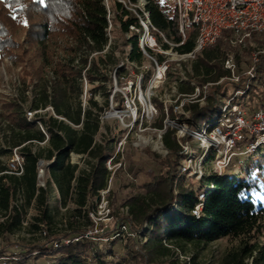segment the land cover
<instances>
[{
    "label": "trees",
    "instance_id": "trees-1",
    "mask_svg": "<svg viewBox=\"0 0 264 264\" xmlns=\"http://www.w3.org/2000/svg\"><path fill=\"white\" fill-rule=\"evenodd\" d=\"M126 1L109 0L112 21L123 36V45L129 46L127 52L121 51L123 56L117 54L118 45L108 34L104 0H0V64L7 56L21 66V83L25 91L33 93L29 109L53 108L37 112L31 121L24 108L28 95L5 103L3 114L9 120L10 133L6 134L7 145L0 148V237L7 243L0 246V258L12 256L7 248L16 246L20 251L14 264H111L106 257L114 251L99 249L87 234L96 226L91 217V212L97 211L92 198L101 200V191L109 186L112 171L108 160L114 152L113 138L103 135L98 139L110 92L105 105L96 99V93L106 89L107 81H113L112 68L120 81L128 79L125 65L119 66L125 57L136 65L150 60L141 46L143 27L139 17L129 8V2L136 4L139 0ZM147 10L153 24L169 40L180 42L173 2L147 0ZM233 34V29H225L215 44L190 62L186 78H176L178 92L186 98L181 122L189 128L212 112L222 97L230 95V88L246 89L244 94L254 107L263 103L264 31L253 32L245 46L234 45ZM164 46L169 48L170 44L164 42ZM193 46L194 35L175 49L188 52ZM146 50L158 63L165 60L163 53H155L150 47ZM230 51L239 53L240 66L241 53L251 56L259 51L253 79L243 74L239 82L225 79L218 83L229 74L223 63ZM84 78L92 85L87 104L81 98ZM205 85L206 95L202 91L193 96L197 86ZM203 96L205 101L201 102ZM152 102L159 112L152 126L163 130L167 152L157 156L160 168L151 181L144 183L145 191L127 197L123 211L117 215L112 235L121 233L125 225L130 236L141 232L146 236L143 244L134 236V245H129L127 256L118 264H196L181 259L177 251L186 244L226 237L239 243L217 264H264V150H254L239 171L212 172L199 185H188L186 175L181 173L182 156L193 136H180L179 127L167 123V119H176L174 106L157 97ZM248 141L246 137L243 144ZM15 147L25 157L21 175L7 172L8 161L2 158H10ZM73 154L82 155L86 167L73 162ZM40 160L46 163L44 185L39 176ZM197 205L202 206L200 216L194 213ZM22 230L44 234L47 242L27 249L9 241V236ZM36 250L39 252L34 254ZM43 253L51 256L47 263L39 262Z\"/></svg>",
    "mask_w": 264,
    "mask_h": 264
},
{
    "label": "rangeland",
    "instance_id": "rangeland-1",
    "mask_svg": "<svg viewBox=\"0 0 264 264\" xmlns=\"http://www.w3.org/2000/svg\"><path fill=\"white\" fill-rule=\"evenodd\" d=\"M170 1L172 2V0ZM21 35L24 37L23 34ZM111 39L118 45L117 54L124 56V53L121 51L127 52L129 46L123 45V36L118 32L114 22L111 28ZM253 45L258 46L256 42H253ZM153 50L155 53L159 52L157 47ZM149 55L151 54H147L150 60H147L143 65L131 63L125 57L120 61L119 66L125 65L128 71V79L124 78L120 81L115 75L116 69L112 68L111 75L113 81H107L106 89H101L96 93V99L101 105H105L107 92H110L109 106L106 107V111L102 115V135L100 134L98 139H101L103 135L113 138L112 145L114 152L113 156L108 160V167L111 169L112 174L109 186L106 188L108 191L105 193L109 211L106 208L100 207L101 200H99L98 196L92 198V207L97 211L94 214L95 217H92V215L91 217L96 222V226L87 234L99 249H103L105 252L110 249L114 251V254L108 253L106 257L107 260L111 261V264H118L127 256L128 247L129 245H134L135 240L133 239L136 236V234L130 236L127 230L121 234L112 235L110 233L117 221V215L123 211V203L127 197L136 192L145 191L143 187L144 183L151 181L160 168L157 156L163 157L167 152L162 139L163 130H158L152 126L159 116V112L155 108L152 99L157 97L167 105L174 106L176 119H167V123L178 126L180 136L188 133L186 131L187 125L181 122L185 111L181 108L175 110V105L179 104L183 99L178 92L176 78H186L185 71L191 68L190 62L178 63L177 60H171L170 63L175 62L171 72L167 70L166 74L159 75L156 62ZM167 56L171 57V55ZM241 59L243 70H246L254 63L252 55L249 56L241 53ZM20 75L21 66L15 64L6 56L0 64V148L7 145L8 139L6 134L10 133L9 120L3 114L5 103L14 99L22 100L25 98V95H28L29 98L24 103L26 112V110H29L31 99L33 98L32 92L25 91L20 80ZM91 87L92 85L88 82L87 78H84V92L81 96L84 104H87ZM233 92L234 87L229 90L230 94ZM122 97L123 102L120 101ZM240 100L243 107L251 113L255 103L250 102L246 94H242ZM221 106L222 102H219L212 112L198 121L195 127L200 130L204 121L217 115ZM185 147V154L182 156L181 173L186 175L188 185H199L201 179L207 177L212 172L221 174L233 170L239 171L241 164L248 161L254 154V151L241 150L228 163L224 164L223 161V164H221L222 157L220 158L215 155L208 158L210 152L208 154L203 152V146L200 145V141L196 136H193L192 140L186 143ZM186 150L190 154L187 153L186 155ZM262 150H264V146L257 149L256 153ZM8 156L4 155L2 157L5 162L8 161ZM187 157H191V159ZM72 160L75 163H79L80 166L86 167L82 155L73 154ZM183 166L185 167L184 169ZM43 170L41 182L46 177L45 167ZM113 212L115 213L114 215ZM82 222L84 223V220ZM109 233L110 235H108ZM93 235H99L100 237ZM136 237H138L139 244L145 243L146 236L143 232L139 233ZM8 239L19 245L27 246V249L30 245H42L47 242V237L44 234L39 232L31 233L28 230L19 231L9 236ZM113 241H115L114 245H112ZM6 243L7 239L0 237V246H4ZM238 243V239L226 237L205 244H186L184 249L182 248L177 252L181 259L191 260L196 264H217L220 257L227 250L237 246ZM7 251L12 256L1 257L0 264H14L13 261L18 259L16 253L20 251V248L9 246ZM38 252L36 250L34 254ZM42 255L39 258V262L41 263H47L51 259L50 254L43 253Z\"/></svg>",
    "mask_w": 264,
    "mask_h": 264
},
{
    "label": "built area",
    "instance_id": "built-area-1",
    "mask_svg": "<svg viewBox=\"0 0 264 264\" xmlns=\"http://www.w3.org/2000/svg\"><path fill=\"white\" fill-rule=\"evenodd\" d=\"M122 1L127 2L126 0ZM104 2L108 8L109 25L107 30L111 37L113 15L110 10L109 0H104ZM172 2L176 5L178 29L181 34V40L178 43L169 40L165 33L153 24L150 12L147 10V0H139L136 4L129 2V8L138 15L143 27L141 46L144 52L148 54L146 47L152 49L157 47L159 52L165 55V60L161 63H158L153 55H149L156 62L159 75L166 74L171 60H177L178 63H187L198 59L207 47L218 41L225 29H233L234 34L231 42L234 45L242 46L246 45V38L250 37L253 32L264 31V0H172ZM157 33L162 36V40L158 38ZM192 35H194V46L190 51L180 52L175 49V47L185 44ZM164 42L170 44V47L166 48ZM258 52L253 51L252 53L254 62L258 59ZM238 54L237 51L227 53L223 64L229 74L222 77L218 83L225 79L239 82L243 74L249 75L250 79L255 77L254 63L246 70H243L242 65L238 64ZM167 55H171V57ZM207 87V85L202 88L197 86L193 96L200 95L202 91L206 95L208 92ZM245 92L246 89L237 87L232 94L222 97V106L217 115L204 121L200 130L196 127H187L186 131L199 139L205 154L210 152L213 156L222 157L221 164H223V161L224 164L228 163L241 150L249 152L264 146V99L260 106L254 107L249 113L240 100ZM185 99L183 98L179 104L175 105V110L183 109ZM200 100L204 102L205 96ZM47 109L53 111L52 107ZM45 110L29 109L26 111L27 118L31 121L35 120V114ZM38 123L43 132L49 137L42 123L40 121ZM246 137H249V141L243 144ZM187 153L190 154L186 150V155ZM187 158L191 159V157ZM24 163L25 157L20 152L19 147H15L10 158H8L7 172L21 175L24 171ZM44 167L45 161L40 160V177L43 174ZM41 184L44 185V181ZM107 191V189L101 191L100 207L109 211L107 208L108 200L105 196ZM200 198H204V194H201ZM95 213L94 211L91 212L92 217H95ZM194 213L200 216L202 214V206L197 205ZM125 230H127V227L123 225L121 233ZM65 242L69 243L70 240L67 239ZM55 246H58V244L55 243Z\"/></svg>",
    "mask_w": 264,
    "mask_h": 264
}]
</instances>
